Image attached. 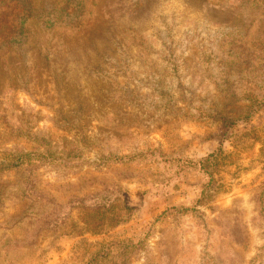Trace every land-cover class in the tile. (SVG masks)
Listing matches in <instances>:
<instances>
[{
    "label": "rangeland",
    "instance_id": "obj_1",
    "mask_svg": "<svg viewBox=\"0 0 264 264\" xmlns=\"http://www.w3.org/2000/svg\"><path fill=\"white\" fill-rule=\"evenodd\" d=\"M0 264H264V0H0Z\"/></svg>",
    "mask_w": 264,
    "mask_h": 264
},
{
    "label": "trees",
    "instance_id": "obj_2",
    "mask_svg": "<svg viewBox=\"0 0 264 264\" xmlns=\"http://www.w3.org/2000/svg\"><path fill=\"white\" fill-rule=\"evenodd\" d=\"M23 16L27 17L25 15H23ZM58 58H59L58 61L55 60V65H57V66L63 65V67H65V64H67L69 62L68 56H67V54H64V52L60 53L58 55ZM78 62L79 61L76 60L75 64L78 63ZM55 82H58V80H55ZM118 201H119V199H118ZM118 204L119 203L115 204V203L111 202V204H109L108 207L102 212L98 211V209H97L94 212L88 213L91 216H94V215H102V214L104 215V214H106V212H109V213L111 212V215H109L108 217L103 216L102 220L101 221L98 220V222H96L97 220L96 221L86 222L85 225L86 226L88 225L89 227H92L93 231H96V229H97V227H99V225H102L103 223H106L105 221H110L108 223H113V222H114V224L117 223L119 221L118 217L121 214H120V212H115L114 208H116ZM94 209H96L95 206H94Z\"/></svg>",
    "mask_w": 264,
    "mask_h": 264
}]
</instances>
